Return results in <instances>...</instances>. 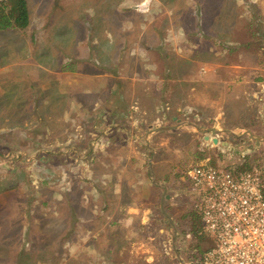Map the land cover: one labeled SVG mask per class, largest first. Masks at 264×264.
<instances>
[{"label": "rangeland", "instance_id": "obj_1", "mask_svg": "<svg viewBox=\"0 0 264 264\" xmlns=\"http://www.w3.org/2000/svg\"><path fill=\"white\" fill-rule=\"evenodd\" d=\"M28 5V27L0 30V264L107 261L103 251L114 234L134 244L117 254L118 263L197 264L198 252L213 240L203 232L195 207L199 196L184 169L207 160L221 168L264 170V141L243 128L244 137L225 133L220 143L207 144L191 122L202 130L210 124L192 117L191 108L171 109L167 124L182 125L156 135L155 149L141 155L149 180L160 177L155 204L146 210L141 198L130 226L114 228L103 200L107 175L120 157L108 151L130 121L116 100L124 90L144 94V88H160L163 76L169 84L163 100L191 107V72L203 70V63L191 64L194 48L200 49L198 61L203 49H215V57H206L212 66L235 68L245 61L264 66V0H28ZM234 25L237 39L225 43ZM219 26L226 33L212 44L207 32ZM98 84L100 91L92 92ZM150 95L145 99L154 103ZM245 120L252 134L264 135V120L256 126ZM126 241L119 242L121 248Z\"/></svg>", "mask_w": 264, "mask_h": 264}, {"label": "crops", "instance_id": "obj_2", "mask_svg": "<svg viewBox=\"0 0 264 264\" xmlns=\"http://www.w3.org/2000/svg\"><path fill=\"white\" fill-rule=\"evenodd\" d=\"M234 28L235 25L230 26L229 29L231 31L227 33L230 35V37L225 35L227 38L225 43H231L234 39H237L238 35L233 34ZM247 28L243 25L244 30H247ZM225 31L222 30L221 26H219L218 29L207 32L209 34V38L207 39H209L211 43L214 44L216 43V39H221L224 37ZM246 33L247 32H245L246 41H248L251 38L249 36L247 37ZM202 51L204 53L203 59L198 61L200 58V49H191V64L193 65L196 62L200 64L203 63L201 66L203 70L198 71L196 74H192L191 72V107L177 103H172L169 105L168 102L170 100H163L164 96L167 95L165 92L167 91V86L169 85L168 82H165V77L163 76L160 80L162 82L160 88H156L152 92L148 91L147 88H144L142 92L144 94H141L140 92L139 94H134L131 92L128 93L124 90L120 94L119 99L116 100V102L121 101L123 105L121 108L124 109L122 113L124 115L126 112V118L129 117L130 121L122 125V127L126 126L122 128L123 135L121 136L119 134L115 140H113L114 147L108 151L109 155H112L113 152V155L120 157L118 162L115 163L117 164V167L114 168V171L107 175L108 180L106 183H108L107 187H109V189L107 198L103 200L105 204L107 203V205H109V209L105 215L108 216V220L111 221V226L114 228L120 224L127 228L130 226V223L134 221V218L139 215L136 211L141 209L140 205L142 204L137 202L142 201L141 198H145V202L147 204L146 210H150L149 208L155 204L156 188L158 185H161V183L156 180V178L160 179V177L155 174V178L152 176V179L149 180L148 170L146 168L145 171L143 170L144 160L141 155H147L151 149L153 150V140L157 137L156 135L162 131H151L150 128L153 126L156 128L161 123L168 125V122L165 120L168 117H171V109L175 112L176 110L183 111L184 107H186V109L191 108L192 117L194 116L195 118L196 116H200L204 120L205 124H210L207 129H221V131L216 134L218 138L220 134L223 135L225 133L244 137L243 128H246V135H249L250 138H253L254 136V138L258 137L257 139L255 138L257 141H264V135L252 134V136L250 133H248V130L250 129H248L245 120L247 118L250 119L247 124H250L251 126H256L257 124L255 123H260L261 120H264V66L259 64L251 65L249 63H245L246 61L238 64L235 68H225L222 66V64H219L218 66H212V61L210 58L215 57L211 56L215 49L206 48ZM209 56L210 58L207 59L206 57ZM98 81L99 79H97V83ZM118 82H120V80H118ZM171 83V86L174 87L179 84L176 82V80H173ZM119 85V83L114 85L110 84L109 89L111 90L113 86L119 87ZM99 86V84L95 85V88L92 87L93 90L91 91L99 92ZM113 91L116 90L113 89ZM153 93L155 95V102H147L145 95L149 96L151 94L150 96H152L153 99ZM113 105L114 102H112L110 106L113 107ZM117 107L118 105L116 104L112 111H114ZM82 109H84V106ZM254 117L256 119L253 120L252 118ZM171 119H176V116H172ZM132 128L136 129L137 133L131 134L132 132H135L132 130ZM146 128L147 130H144ZM226 130H231L232 133ZM238 130L241 132H237ZM213 135L215 134H211V137ZM129 137H131V139H129ZM219 139L222 140L223 137ZM207 141L208 140L205 139V142ZM135 143L138 145V148L143 149V151H134L133 147L135 145L132 146V144ZM211 145H214V143L212 142ZM134 157L136 160H132ZM147 160L150 161V158H147ZM204 162L208 161L205 160L201 163ZM131 164L134 166V168H132L133 166H130ZM138 170L139 173H137ZM140 170L141 173H143V178L141 177ZM136 174H138L139 177ZM99 181L102 183L104 180L101 181L100 177ZM97 189L98 191L101 190V188ZM83 202L86 203L87 201L83 200ZM100 202H102V200ZM94 211L95 215L93 214V218L95 217L94 219L98 220L100 211L97 210V208H95L92 213H94ZM127 233L130 232L127 231ZM124 237L125 238H119V236L116 237L114 234L113 239L108 242L106 250L103 251L107 253L108 260L103 262L94 261L90 264H122L117 262V254L125 252L126 247H131L134 245L129 244V242L126 241V239H128L127 235ZM120 241H126V244L122 246L123 249L119 243ZM93 249V252H97L99 247L95 246ZM99 252L101 251L99 250ZM99 252L97 254H99Z\"/></svg>", "mask_w": 264, "mask_h": 264}, {"label": "built area", "instance_id": "obj_3", "mask_svg": "<svg viewBox=\"0 0 264 264\" xmlns=\"http://www.w3.org/2000/svg\"><path fill=\"white\" fill-rule=\"evenodd\" d=\"M183 176L197 191L202 229L213 240L196 263L264 264V170L204 162L186 167Z\"/></svg>", "mask_w": 264, "mask_h": 264}, {"label": "trees", "instance_id": "obj_4", "mask_svg": "<svg viewBox=\"0 0 264 264\" xmlns=\"http://www.w3.org/2000/svg\"><path fill=\"white\" fill-rule=\"evenodd\" d=\"M29 24L30 11L28 0L0 1V30H7L9 28L24 29L28 27ZM199 158L203 159L205 157L203 155ZM251 168L253 167L248 166L245 168L243 166H240L239 170H248Z\"/></svg>", "mask_w": 264, "mask_h": 264}, {"label": "water", "instance_id": "obj_5", "mask_svg": "<svg viewBox=\"0 0 264 264\" xmlns=\"http://www.w3.org/2000/svg\"><path fill=\"white\" fill-rule=\"evenodd\" d=\"M184 124V123H183ZM182 125V123H180V120H178V124L177 125H175V126H171V125H162V126H158V127H156V128H153L152 129V131H163V130H167V129H170V128H174V127H178V126H181ZM191 125H193V126H195L198 130H200L201 132H204L205 133V139L206 140H212V142L214 143V144H218V143H220L221 142V140L218 138V136L216 135V134H218L220 131H221V129H217V128H211V130L210 129H207V130H202L201 129V127H199L197 124H195V123H192L191 122ZM226 131H228V132H231L232 133V131L231 130H226ZM210 132H212V134H215V135H213L212 137H211V135L209 134ZM248 133H250L251 135H252V133H251V131L250 130H248ZM253 136V135H252ZM254 137V136H253ZM256 139L258 138V137H255Z\"/></svg>", "mask_w": 264, "mask_h": 264}, {"label": "flooded vegetation", "instance_id": "obj_6", "mask_svg": "<svg viewBox=\"0 0 264 264\" xmlns=\"http://www.w3.org/2000/svg\"><path fill=\"white\" fill-rule=\"evenodd\" d=\"M203 251V250H202ZM202 251L200 250L199 252H198V255L200 254V253H202ZM198 255H197V257H198ZM184 264H191V261L190 262H186V263H184Z\"/></svg>", "mask_w": 264, "mask_h": 264}, {"label": "clouds", "instance_id": "obj_7", "mask_svg": "<svg viewBox=\"0 0 264 264\" xmlns=\"http://www.w3.org/2000/svg\"><path fill=\"white\" fill-rule=\"evenodd\" d=\"M148 2V0H145V3H147Z\"/></svg>", "mask_w": 264, "mask_h": 264}]
</instances>
